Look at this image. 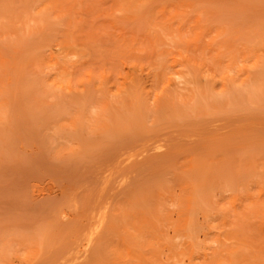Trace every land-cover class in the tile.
<instances>
[{"label": "rangeland", "instance_id": "obj_1", "mask_svg": "<svg viewBox=\"0 0 264 264\" xmlns=\"http://www.w3.org/2000/svg\"><path fill=\"white\" fill-rule=\"evenodd\" d=\"M1 102L0 264H134L131 215L264 264V0H0Z\"/></svg>", "mask_w": 264, "mask_h": 264}, {"label": "bare ground", "instance_id": "obj_2", "mask_svg": "<svg viewBox=\"0 0 264 264\" xmlns=\"http://www.w3.org/2000/svg\"><path fill=\"white\" fill-rule=\"evenodd\" d=\"M180 74L174 78V87L178 90L186 88L190 91L185 97L187 103L190 104L193 109L198 105L199 100L202 98L207 101L219 103H229L231 96V89L229 87L223 88L219 94H215L211 88L207 85L202 88L197 82V75H190L191 73ZM240 88L242 91L254 92L256 91L255 84H241ZM181 94L178 92V95ZM5 107V106H4ZM97 108V106H95ZM94 108L89 109V113L97 112ZM189 107V108H190ZM190 108V109H192ZM0 111L4 112L3 103H0ZM104 114V112H102ZM102 114V115H103ZM101 115V117H102ZM100 117V118H101ZM103 119V118H101ZM129 157V156H128ZM105 211V209H104ZM103 212V211H102ZM99 213V212H98ZM100 223H96V226L86 232L85 240L87 244H90L93 240L95 233L101 231L105 217L100 214ZM93 222V221H92ZM96 222V221H95ZM155 226V225H153ZM164 227V226H163ZM124 228L130 240L132 242L124 245L120 254H124L134 264H195L196 259V246L195 240L198 239L199 230L194 226L193 222H184V226L177 230L173 227H168L167 231L162 228V238L164 242H168L165 246H162L160 242L161 236H159L152 228L150 224L140 217L130 216L128 221L125 223ZM206 239V238H205ZM204 239V240H205ZM170 243V244H169ZM44 243H41L43 246ZM182 246H185V250H182ZM6 253L0 254L5 255ZM79 255H74L73 259H78Z\"/></svg>", "mask_w": 264, "mask_h": 264}]
</instances>
